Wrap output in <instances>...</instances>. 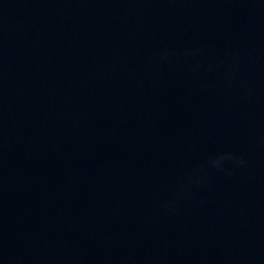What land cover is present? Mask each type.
Instances as JSON below:
<instances>
[{"label": "water", "instance_id": "water-1", "mask_svg": "<svg viewBox=\"0 0 264 264\" xmlns=\"http://www.w3.org/2000/svg\"><path fill=\"white\" fill-rule=\"evenodd\" d=\"M172 0H0V264H192Z\"/></svg>", "mask_w": 264, "mask_h": 264}]
</instances>
